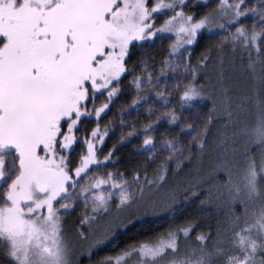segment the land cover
I'll return each mask as SVG.
<instances>
[{
	"label": "snow or ice",
	"instance_id": "obj_1",
	"mask_svg": "<svg viewBox=\"0 0 264 264\" xmlns=\"http://www.w3.org/2000/svg\"><path fill=\"white\" fill-rule=\"evenodd\" d=\"M188 4L189 0H0V182L4 185L0 187V248L12 264H75L63 218L77 203L84 209L80 225L88 229L78 228L77 239L88 242L91 257L117 229L128 227L120 219L122 214L145 204L153 215L170 213L178 202L174 190L159 206L155 201L149 204L150 194L166 183L168 162L175 163L178 172L192 160L191 147L185 155L178 142L163 141L168 156L151 178L146 169L144 175L134 171L131 180L119 170L107 169L116 162L115 145L101 158L112 122L103 128L99 122L121 93L122 77L131 72L128 58L133 48L165 37L172 40L160 76L165 82L169 73L175 76L173 90H161L160 78L154 79L151 71L146 78L133 74L129 83L135 95L119 117L123 127L125 113L136 110L150 94L165 106L155 122L143 128L140 150L149 159L157 155L156 124L162 119L169 125L181 123V113L174 107L168 110L173 92L179 93L181 109L191 108L197 100L213 99L212 111L201 125L181 124V131L193 132L190 144L201 154L214 117L225 118V127L234 124L244 102L234 101L224 82L225 48L233 55L239 51L242 59L246 55L248 71L264 86V66L260 74L256 71L257 61L264 65V0H254L251 6L247 0H217V7L199 19L185 10ZM248 15L254 17L251 30L240 23ZM160 17L165 18L158 25ZM217 30L225 33L216 45L221 71L217 86L209 91L198 77L208 68L210 50L196 65L191 63V51L201 34ZM147 65V60L141 61L142 73ZM257 107L262 115L249 134V144L259 147V160L246 145L242 165L225 156L212 169L225 175L218 190L223 189L226 205L238 203L242 213L232 211L215 237L198 234L197 245L188 251L181 249V236L187 244L191 223L154 241L128 245L100 264H127L128 259L136 264H264V99L257 100ZM148 112H153L151 105ZM86 120H94L96 126L80 135ZM136 134L133 125L126 136L122 132L120 143ZM76 147L78 158L73 160ZM6 157L13 160L10 166ZM198 194L194 186L190 195ZM105 218L109 223L97 236L98 222Z\"/></svg>",
	"mask_w": 264,
	"mask_h": 264
},
{
	"label": "trees",
	"instance_id": "obj_2",
	"mask_svg": "<svg viewBox=\"0 0 264 264\" xmlns=\"http://www.w3.org/2000/svg\"><path fill=\"white\" fill-rule=\"evenodd\" d=\"M151 2V0H150ZM249 6L254 3V0H247ZM217 7V0H209L206 5L203 3L197 4L196 0H189L188 7L185 9L195 15L197 19L201 18L205 13L214 10ZM165 17H160L156 23L163 22ZM159 22V23H158ZM254 22V17L248 15L240 21L242 25L251 30ZM233 31L236 25L231 26ZM259 27V26H258ZM223 32H215L213 34H201L198 41L191 51V63L196 65L206 50H210L211 59L208 62V68L203 70L198 77L199 84L207 83L209 91L217 86V78L221 71L219 52L216 45L219 43ZM172 40L165 37L163 41H154L146 44L143 48H133L131 56L128 58V67L131 72L122 77V91L116 98L106 115L100 120L101 128L108 125L111 121L109 135L106 138L102 147V155H106L109 150L115 145L114 164L106 166L107 169L119 170L123 172L129 180L132 178L134 171H139L142 175L145 174L151 178L159 169L161 163L166 161L168 153L164 150L163 141L173 140L178 142L184 149L185 155L188 154V149L191 147L192 160L184 162L181 169L175 170V163L168 162V171L166 183L162 191L161 198H155L149 201H155L156 204L162 205L166 193L170 190L176 191L178 194V202L173 205L172 211L163 212L162 214L153 215L151 208L145 204L139 210L133 209L130 213L122 214L120 219L123 223L128 224L124 229H117L115 236L103 246L92 251L91 257L88 256V242L80 243L83 254L75 256L78 264H100V261L105 257H117L126 246L140 243L150 242L158 239L169 230H175L177 227L187 224H194L190 233V240L187 244L184 243V238L181 236V249L188 251L191 247L197 245L196 236L200 233L216 235L218 226H224L229 219L230 213L234 211L237 215L242 213L243 209L240 204L228 206L225 203L226 197L223 195V189L218 190V186L225 181L223 172L214 173L213 166L221 158H227L238 165H242L245 161V146L251 156L259 160V147L255 144H249V134L258 126L261 119V112L257 107V100L264 99V86L259 85L252 77V74L247 69L248 59L245 55L241 58L239 51L235 55L227 48L224 50L223 60V75L226 86L230 89V94L234 101H243L244 107L236 112L234 124L225 127L226 120L222 116L214 117L212 124L209 127L207 135V144L203 154L194 144H190L192 131H181V124L191 123L195 126L201 125L212 111L213 99L194 101L191 108L181 109L179 106V93L173 92L169 97L170 104L168 110L174 107L177 112L181 113V123L169 125L165 120H161L153 129V136L157 155L153 159H149L146 151H141L143 142V128L148 123H153L158 115H161L165 106L156 99L154 94L149 95L147 101L142 102L136 110L125 113L126 123L122 127L120 124V112L122 109L129 108L135 90L129 83L133 74H142L145 78L148 72L151 71L153 78H160V88L164 90L165 78L160 76V70L163 66V60L168 56L169 45ZM255 56V53H253ZM147 60V70L141 72V61ZM262 65L259 61L256 62L257 74H260ZM171 73L167 76V81L171 77ZM175 76L172 75V84H175ZM143 94V93H141ZM248 98L245 100L244 98ZM103 98H99L97 106ZM100 101V102H99ZM151 105L153 112L150 115L148 106ZM219 107V101H217ZM136 127V135L129 138L126 142L120 143V136H126L127 132ZM96 126L94 120H86L80 135L90 133ZM221 141H226L221 143ZM79 147H76L73 154V160L78 158ZM264 184V180H262ZM196 187L199 193L196 196L190 195V190ZM189 190V191H186ZM211 190V194L210 191ZM149 195V194H146ZM186 197H188L186 199ZM202 201L204 203H202ZM115 203V201H114ZM147 210V214H145ZM84 209L82 205L76 204L71 214L66 215L64 219V228L68 237L73 241L77 240V229L82 228L85 232L88 231L86 226L80 225V219ZM160 211V208H157ZM131 221V223H129ZM109 223L108 219H101L98 222L96 235L99 236L102 230ZM93 237H90V240ZM211 242L209 247L211 248ZM0 264H11L7 260L5 249L0 248ZM124 264V262H122ZM127 264H136L135 259H128Z\"/></svg>",
	"mask_w": 264,
	"mask_h": 264
},
{
	"label": "rangeland",
	"instance_id": "obj_3",
	"mask_svg": "<svg viewBox=\"0 0 264 264\" xmlns=\"http://www.w3.org/2000/svg\"><path fill=\"white\" fill-rule=\"evenodd\" d=\"M204 5H206V4H204ZM159 24H161V23H159ZM218 31L220 32V30H217L216 32H218ZM172 75H171L170 79L167 82H165V85L163 86L166 91H172L173 90L172 82L169 83V81H172ZM12 163H13L12 158L11 157H6V166H10ZM3 186H4L3 183L0 182V187H3ZM161 194H162V191H158L157 194H156L157 198H161ZM150 195H151L152 199H154L156 197L155 193H151ZM77 204H79V203H77ZM72 242H73L74 251H75L74 262H75V264H78V263H76L77 258L75 256H81L83 254V251L81 249L82 245H80L81 242L78 239L77 240H73ZM7 260H9V262H11V264H12V261L8 258V256H7Z\"/></svg>",
	"mask_w": 264,
	"mask_h": 264
}]
</instances>
